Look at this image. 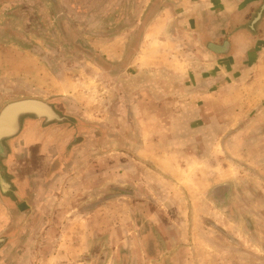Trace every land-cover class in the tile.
Listing matches in <instances>:
<instances>
[{"label":"rangeland","instance_id":"1","mask_svg":"<svg viewBox=\"0 0 264 264\" xmlns=\"http://www.w3.org/2000/svg\"><path fill=\"white\" fill-rule=\"evenodd\" d=\"M133 1L128 6L130 12L134 10ZM162 1L160 11L172 3V0ZM135 2L138 17L145 4ZM185 3L187 0H180V9H187ZM124 9L125 0H0V113L11 103L38 100L51 106L64 119L49 123L67 125L71 129L74 136L71 145L76 143L71 147L81 143L97 146L107 139L108 134L100 132V126L110 128L124 123L123 117L114 116L123 102L120 97L123 85L116 87L109 79L126 69L129 76H132L130 72L137 73L128 67L117 69L130 60L126 53L115 51L123 46V38L114 34L124 27ZM182 17L180 13V19ZM178 24L179 35L165 38L175 59L183 61L181 64L185 66L201 60L204 63V57L191 49L203 47L199 36L186 22ZM169 31L171 33V29ZM202 43L206 45L205 41ZM183 45L189 50L181 49ZM178 48L180 52H176ZM136 55L133 54L132 59ZM230 57L220 58L221 63L234 66ZM174 68L171 71L175 74L182 69L181 66ZM219 71L216 68L212 73ZM232 72L229 74L234 78ZM251 86L250 83L246 88L237 86L228 90L229 98L231 93L235 95L232 98H238L240 93L249 96L244 101H228L226 114L212 117L210 125L207 124L208 131L163 133V142L173 150L174 161L165 157V165L153 167V172L148 168L146 186L139 188L140 184L135 181L132 187L115 183L110 190L115 197L110 199L122 200L136 191L135 198H130L132 212L126 213L124 220L127 224L140 223V229L133 232L136 238L155 236L159 243L157 249L165 252L162 236L165 241L170 240L172 232L178 231L179 247L188 239L192 242L191 250H182L188 252L189 261L187 259L185 264H264V113L259 114L257 105L250 100ZM237 103L244 105L246 116L235 114ZM30 124L38 129L45 125L42 119L25 117L21 130L25 133ZM199 124L201 122L192 121L195 127ZM22 131L4 141L6 155L0 157V168H5L3 179L10 186L3 192L0 177V240H4L0 242V264H59L49 259L51 249L54 252V249L66 248L59 247V240H55L66 234L65 214L58 213L55 217L58 227L50 234L55 236L54 241L46 237L51 231L49 227L36 231L28 227L48 221L50 215L40 208L53 202L48 197L40 198L45 179L58 163L52 168L47 166L39 178L36 195L41 197L36 196L35 202L27 199L29 187L22 185V181L17 182L18 176L12 175L18 172L17 167L13 171L12 164L26 162L29 156L28 141H23ZM173 143L178 147L171 148ZM40 146L42 150L44 144ZM43 165H39L42 170ZM116 178L123 180L118 175ZM139 190L143 191L142 195H138ZM148 205L150 208L146 210ZM168 205L174 206V212H166ZM97 216L100 222H111L122 218L123 214L113 215L104 210ZM162 226L169 230L161 231ZM105 236L106 242L99 245L100 252L94 254L91 246L85 247L84 255H78L84 259L69 264H124V247L131 253L130 263L150 264V253L154 252L150 243L143 246L133 240L124 246L120 240L129 235L117 228L109 230ZM173 248L175 245L169 243L168 252ZM28 249L30 254L26 253Z\"/></svg>","mask_w":264,"mask_h":264},{"label":"crops","instance_id":"2","mask_svg":"<svg viewBox=\"0 0 264 264\" xmlns=\"http://www.w3.org/2000/svg\"><path fill=\"white\" fill-rule=\"evenodd\" d=\"M127 1L125 0V12L122 14L124 27L118 29L114 35L123 38V46L115 51L126 53L130 60L125 66H118L117 69L128 67L137 73L133 75L134 72H130L132 76H129L126 69L125 72L119 71L109 79L116 87L123 85L120 95L123 102L118 108L119 112L114 113L115 117H123V125H114V128L100 126L99 131L108 136L97 146H85L81 143L71 147L76 144L71 145L74 140L71 129L67 125H52L44 119L42 120L45 125L40 129L35 124H30L25 133L21 130L23 141H28L29 156L26 162L12 164L13 171L16 167L18 170L15 174L12 172V175L18 176L17 182L22 181V185L27 184L29 187L27 199L35 202L36 196H42L40 199L48 197L53 202L40 208L50 215L48 221L32 223L28 227L35 231L49 227L51 231L46 233V237L54 241L55 236L50 234L58 227L55 217L58 213L65 214L63 227L67 228L66 234H61L60 239L55 240H59V247L66 248L54 249V252L51 249V262L69 264L70 261L83 260L84 256L78 258V255H84L85 247L89 246L94 254L100 252L99 245L106 242V233L117 228L123 229L129 235L120 240L124 246L134 240L138 245L144 246L147 242L154 247V252H151L149 257L150 264H185L188 252L182 250H191L190 239L184 246L179 247L178 231L172 232L171 239L168 238L170 240L165 241V236H162L166 251L161 252L157 249L159 243L155 236L151 238L141 235L138 236L139 239L136 238L133 232L134 229H140V223L124 222L126 213L132 212V206H129L132 201L130 198H135L136 191L130 192L129 198L123 197V201L121 198L118 201L110 199L115 197L110 190L115 187V183L132 187L133 181L140 184L139 188L146 186L149 169L153 172V167L165 165V157L174 161L173 150L163 142V133L208 131L207 124L210 125L212 117L226 114L228 101H244L249 96L248 93H240L238 98H232L235 95L231 93L232 97L229 98L230 88H246L251 83L253 92L250 100L257 105L259 114L264 113V108L261 109L264 106V0H187V9H180V0H172V3H168L170 7L163 11H160L162 0H139L145 6L138 17L135 13V0L132 12L128 11L132 0ZM180 13L183 15L181 19ZM180 21L186 22V26L193 28V32L199 36L203 47L190 48L192 52L200 53L204 57V63L201 60L185 66L182 65L183 61L175 59L174 51L170 50L165 38L179 35ZM204 41L206 45H203ZM188 48L184 45L181 47L183 50H189ZM178 51L180 52L179 48L176 52ZM133 54H137L135 59H132ZM227 55L231 56L234 66L221 63L220 58ZM109 59H112V56H109ZM180 66L182 69L179 73L171 71ZM216 68L220 71L213 75L212 71ZM229 72L235 74L234 78H231ZM243 106L237 103V116H246L247 110L244 111ZM193 120L201 124L195 127L192 125ZM150 133L155 135L151 137ZM41 144H44L42 150ZM184 146L189 147L188 144ZM172 147L177 148L178 145L173 143ZM40 157L44 160L37 162L36 159ZM42 163L44 170L39 166ZM55 163H58V166L53 168L50 177L45 179L41 196L36 195L39 178L47 166L52 168ZM4 170L5 168H0L1 179L5 176ZM117 175L123 177V180L116 178ZM137 193L142 195L143 191L139 190ZM31 207L33 206L30 205ZM149 208L148 205L146 210ZM165 208L166 212H174V206L168 205ZM104 210L113 215L123 214V217L111 222H100L97 215ZM176 224L177 229H180L179 223ZM164 230L169 229L162 226L161 231ZM169 243L175 245L171 252H168ZM124 251V264H132L131 253L126 252L125 247ZM26 253L30 254L31 250L28 249Z\"/></svg>","mask_w":264,"mask_h":264},{"label":"water","instance_id":"3","mask_svg":"<svg viewBox=\"0 0 264 264\" xmlns=\"http://www.w3.org/2000/svg\"><path fill=\"white\" fill-rule=\"evenodd\" d=\"M25 117L44 119L48 123L64 120L51 106L38 100H22L7 105L0 113V157L6 155L4 141L20 133ZM1 187L3 191H7L10 186L1 179Z\"/></svg>","mask_w":264,"mask_h":264}]
</instances>
